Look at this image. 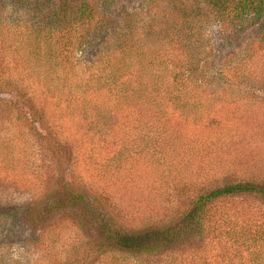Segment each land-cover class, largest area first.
I'll list each match as a JSON object with an SVG mask.
<instances>
[{"label":"trees","instance_id":"1","mask_svg":"<svg viewBox=\"0 0 264 264\" xmlns=\"http://www.w3.org/2000/svg\"><path fill=\"white\" fill-rule=\"evenodd\" d=\"M250 30L257 38L210 74L213 45L233 44ZM253 42L264 48V0H0V86L13 74L37 82L62 119L52 128H62L75 113L106 134L117 114H130L142 133L146 129L143 147L147 153L153 149V157L165 144L178 145L176 132H183L187 121L201 126L212 101L252 92L235 80L251 82ZM80 57L90 64L85 76L76 71ZM92 93L106 100L87 99ZM120 139L122 146L123 135ZM11 182L0 175V184ZM238 192L264 197V185L238 182L212 189L198 197L181 223L167 228L128 232L109 223L107 211L106 221L97 219L107 227L102 232L114 255L102 264H137L132 259L174 246L188 232L214 233L223 250L221 264H264V226L256 218L218 212L209 230L201 221L207 204ZM65 202L54 192L37 212L34 202L17 210L2 204L0 264H18L1 249L20 237L24 244L37 241L40 233L33 235L28 225L32 218L47 219ZM190 264L213 263L204 255L191 257Z\"/></svg>","mask_w":264,"mask_h":264},{"label":"rangeland","instance_id":"2","mask_svg":"<svg viewBox=\"0 0 264 264\" xmlns=\"http://www.w3.org/2000/svg\"><path fill=\"white\" fill-rule=\"evenodd\" d=\"M257 34L250 30L233 44L218 40L208 62L210 74L215 64L243 51ZM256 42L248 69L251 82L235 80L252 92L212 101L214 108L202 116L201 126L174 116L180 123L187 121L183 132H176L181 140L175 147L157 148L153 157V149L147 153L143 147L146 129L142 133L134 116L117 114L106 134L75 113L62 128H52L62 119L53 114L54 103L40 94L38 83L19 74L5 77L0 86V175L12 182L0 184V206L17 210L34 202L37 212L54 192L66 202L47 219L32 218L28 225L33 235L40 233L37 241L24 244L20 237L1 250L18 264H102L114 255L102 232L107 227L99 223L106 221L107 211L112 217L107 221L128 232L167 228L181 223L198 197L212 189L238 182L264 185V48ZM80 61L76 71L85 76L90 64L82 57ZM86 97L106 100L94 93ZM222 211L256 218L264 226V197L256 193L238 192L207 204L201 218L206 229ZM213 234L188 232L174 246L132 260L190 264L191 257L206 255L221 264L223 250Z\"/></svg>","mask_w":264,"mask_h":264}]
</instances>
